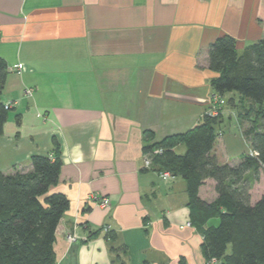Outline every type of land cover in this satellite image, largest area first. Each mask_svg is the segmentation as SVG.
<instances>
[{
    "label": "crops",
    "instance_id": "0c3cea01",
    "mask_svg": "<svg viewBox=\"0 0 264 264\" xmlns=\"http://www.w3.org/2000/svg\"><path fill=\"white\" fill-rule=\"evenodd\" d=\"M222 35L238 53L264 40V0H0V100L11 103L0 172L27 171L31 156L59 144L51 191L69 207L54 264H218L202 256L184 179L145 167L144 147L210 108L207 52ZM220 135L218 162L237 163L246 150L223 159ZM199 196L215 198L213 180Z\"/></svg>",
    "mask_w": 264,
    "mask_h": 264
},
{
    "label": "trees",
    "instance_id": "16d2710c",
    "mask_svg": "<svg viewBox=\"0 0 264 264\" xmlns=\"http://www.w3.org/2000/svg\"><path fill=\"white\" fill-rule=\"evenodd\" d=\"M207 54L208 68L216 74L210 80L213 94L223 98L224 106L243 107L237 116L241 124L251 125L250 152L241 154L235 164L218 162L213 148L223 105L217 115L208 109L194 127L149 143L144 152L152 155L157 170L184 179L190 223L201 233L206 261L264 264V195L251 199L253 183L264 172V40L238 53L235 39L222 35L209 45ZM6 74L0 57V97ZM9 109L0 100V134ZM179 145L184 152H177ZM157 148L161 152L152 154ZM29 166L27 171L0 172V264L55 263V232L69 207L63 193L51 191L61 166L59 144L54 141L51 156H31ZM207 179L214 181L216 193L210 201L199 196ZM213 218H218L216 224L210 223Z\"/></svg>",
    "mask_w": 264,
    "mask_h": 264
},
{
    "label": "rangeland",
    "instance_id": "374dc122",
    "mask_svg": "<svg viewBox=\"0 0 264 264\" xmlns=\"http://www.w3.org/2000/svg\"><path fill=\"white\" fill-rule=\"evenodd\" d=\"M242 109L243 107L238 105L234 110L230 106H226L224 110L223 121L219 127L221 133L220 152L223 159L235 160L243 150H246L245 153L250 152L249 147L246 145H249L248 132L251 125L248 122L241 124L238 116L235 115L236 111H241ZM177 152H184V146L178 148ZM262 195H264V172L260 173L258 179L253 183L251 199L255 201ZM217 222L218 218H213L210 223L216 224Z\"/></svg>",
    "mask_w": 264,
    "mask_h": 264
},
{
    "label": "built area",
    "instance_id": "2783aa9c",
    "mask_svg": "<svg viewBox=\"0 0 264 264\" xmlns=\"http://www.w3.org/2000/svg\"><path fill=\"white\" fill-rule=\"evenodd\" d=\"M30 92H31L30 89H26L25 90V93L26 94H30ZM210 100H211V103H210L211 106H210L208 112L211 115H217L219 113L220 107L224 103V100H223V98L220 95H218L216 93L213 94V95H211ZM10 106H11V103L10 102L5 103V107L6 108L7 107H10ZM160 152H161V149L160 148H157V149H154L153 150L152 154H158ZM144 165H145V167H150V165H151V159L148 158V157H146L145 160H144ZM160 176L163 177V178H168V177H170L172 175L168 171H161L160 172ZM98 202H99L98 204L100 206H107L108 205V199L107 198H101V199L98 200ZM188 224H189V222H187V225ZM67 240L69 242H72V241L75 240V236H73V235H67Z\"/></svg>",
    "mask_w": 264,
    "mask_h": 264
}]
</instances>
